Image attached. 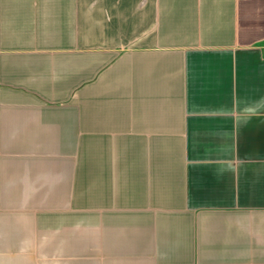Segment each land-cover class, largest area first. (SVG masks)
<instances>
[{
  "label": "crops",
  "instance_id": "1",
  "mask_svg": "<svg viewBox=\"0 0 264 264\" xmlns=\"http://www.w3.org/2000/svg\"><path fill=\"white\" fill-rule=\"evenodd\" d=\"M0 264H264V0H0Z\"/></svg>",
  "mask_w": 264,
  "mask_h": 264
},
{
  "label": "clouds",
  "instance_id": "2",
  "mask_svg": "<svg viewBox=\"0 0 264 264\" xmlns=\"http://www.w3.org/2000/svg\"><path fill=\"white\" fill-rule=\"evenodd\" d=\"M245 111H246V112H251V111H253V109L246 108Z\"/></svg>",
  "mask_w": 264,
  "mask_h": 264
}]
</instances>
